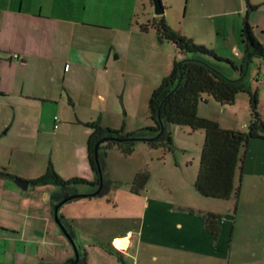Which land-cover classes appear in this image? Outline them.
<instances>
[{
    "label": "crops",
    "instance_id": "crops-1",
    "mask_svg": "<svg viewBox=\"0 0 264 264\" xmlns=\"http://www.w3.org/2000/svg\"><path fill=\"white\" fill-rule=\"evenodd\" d=\"M138 2L0 0V264H71L74 250L54 220V206L80 192L78 186L29 181L49 165L64 179H92L89 122L126 131L151 124L149 95L177 56L168 53L164 61L163 41L139 27ZM147 49L159 58L142 61ZM99 160L104 173L106 157ZM19 180L27 182L25 189ZM105 182V195L59 207L79 258L86 252L84 264H264V139L248 142L238 194L229 200L214 202L177 187L169 190L175 202L145 188L121 193ZM91 208L132 226L104 241L121 253V262L98 245L102 239L88 227ZM207 214L217 218L216 237L205 230Z\"/></svg>",
    "mask_w": 264,
    "mask_h": 264
},
{
    "label": "trees",
    "instance_id": "trees-1",
    "mask_svg": "<svg viewBox=\"0 0 264 264\" xmlns=\"http://www.w3.org/2000/svg\"><path fill=\"white\" fill-rule=\"evenodd\" d=\"M256 7L246 0V11L239 30L242 52L239 65L227 57L219 56L214 50L195 44L190 38L177 35L165 24L162 16L139 24L142 30L154 29L159 40L172 42L182 56L173 60L169 72L149 95L147 115L151 124L134 131H126L123 125L112 128L99 121L89 122L86 124L91 129L86 139V158L93 173L92 179H64L49 165L42 175L29 183L51 184L61 188L87 186L96 190L99 185L94 159L96 145L101 158H105L107 151L111 149H118L124 155L131 154L138 142L135 138L139 137H153L143 142L154 148L161 147L163 151H171L173 139L170 127L178 125L187 127L190 132L204 133L198 170L193 181L194 189L201 197L207 199L229 200L237 197L238 181L248 142L254 138L264 139V120L259 113L257 93L256 90L251 91L245 81L244 72L245 64L252 57L264 61V46L256 40L253 27L249 23V12ZM224 67L237 72L238 77L226 76ZM240 92L247 93L249 97V121L246 129L224 128L217 121L198 115L199 102L206 101L205 96L220 104L231 105ZM146 176L145 171L136 174L130 189L132 193L137 194L144 188ZM106 190L107 183L103 180L101 188L94 196H103ZM216 219L213 214L205 216V230L214 237L218 235L219 230ZM98 245L121 262V253L111 244L101 241ZM85 261L84 251L77 264H84Z\"/></svg>",
    "mask_w": 264,
    "mask_h": 264
},
{
    "label": "rangeland",
    "instance_id": "rangeland-1",
    "mask_svg": "<svg viewBox=\"0 0 264 264\" xmlns=\"http://www.w3.org/2000/svg\"><path fill=\"white\" fill-rule=\"evenodd\" d=\"M161 2L163 13L155 15L151 1L139 0L137 21L141 24L153 17L162 16L165 24L177 35L190 38L195 44L214 50L219 56L227 57L237 65L241 63L239 30L246 11V0H161ZM249 3L257 6L249 12V23L253 27L256 40L264 46V0H249ZM115 25H117L116 22ZM150 31L157 39L155 30L150 29ZM150 40L147 39L145 43L147 48L152 45ZM161 41H163L164 48L160 49V55L163 56L164 61L167 60L168 53H171L172 57L176 55L177 59L182 57L172 42ZM140 54L143 57L140 58L142 61L146 60L147 56L150 60L159 58L149 53L148 49ZM224 68L226 76L238 77L237 72H233L228 67ZM244 69L245 81L249 84L251 91L256 90L259 113L264 120V61L261 58L252 57L247 61ZM204 98L207 100L199 102L198 115H208L220 121L221 125L228 124L239 129H246L244 124L249 121L247 93H238L231 105L220 104L209 96ZM137 108L135 105L132 106L134 114ZM170 129L173 139L171 151H163L161 147H156V149L151 147L148 152L145 148L149 147L144 145L143 141H138L134 151L128 155H124L118 149L108 150L106 153L107 167L102 174L104 181L110 180V189L119 190L121 193L125 191L124 193L129 194L136 174L145 171L147 176L144 188L150 189L157 195L160 194L165 200L171 198L177 202V199H173L176 194L169 192V190H178L177 187L195 192L189 177L192 173L196 176L197 162L203 144V141L199 144L198 134L201 133L204 139V133L203 131L190 132L187 127L178 125H171ZM77 188L80 191L78 193H82L88 187L78 186ZM211 200L216 202V199ZM80 207H82L83 214L88 213V208ZM90 211H92L93 218H89L91 223L88 227L93 229L94 237L102 241L108 240L113 234H123L132 228L128 222L112 220L107 210L103 208L97 210L91 208ZM75 220V223H80L77 219Z\"/></svg>",
    "mask_w": 264,
    "mask_h": 264
},
{
    "label": "water",
    "instance_id": "water-1",
    "mask_svg": "<svg viewBox=\"0 0 264 264\" xmlns=\"http://www.w3.org/2000/svg\"><path fill=\"white\" fill-rule=\"evenodd\" d=\"M151 4L153 6V10L155 15H160L163 13V6H162V2L161 0H150ZM153 137H139V138H135L136 141H149L151 140ZM94 159H95V163H96V167H97V172H98V178H99V185L97 187V189L90 193V194H83V193H73L70 194L68 196H66L64 199H62L61 201H59L58 203L55 204L54 206V220L56 222V224L58 225V227L60 228V230L62 231V233L64 234V236L68 239V241L70 242L73 250H74V258L71 262V264H76L78 259H79V252L76 246V243L73 239V237L71 236V231L68 230V228L64 225V223L61 221V217L59 216V207L64 204L67 201H70L72 199L78 198V197H84L87 195L90 196H94L99 189L102 186L103 183V162L99 160V153L97 150V145L95 146V150H94ZM103 173V174H102ZM18 185L25 189L27 186V182L26 181H21L19 180Z\"/></svg>",
    "mask_w": 264,
    "mask_h": 264
},
{
    "label": "built area",
    "instance_id": "built-area-1",
    "mask_svg": "<svg viewBox=\"0 0 264 264\" xmlns=\"http://www.w3.org/2000/svg\"><path fill=\"white\" fill-rule=\"evenodd\" d=\"M13 57H15V58H16V57H17V55H16V54H14V55H13ZM56 119H57V116H55V120H56Z\"/></svg>",
    "mask_w": 264,
    "mask_h": 264
}]
</instances>
